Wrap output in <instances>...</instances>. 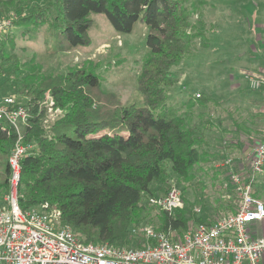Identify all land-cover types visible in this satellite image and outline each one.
I'll list each match as a JSON object with an SVG mask.
<instances>
[{
	"label": "trees",
	"instance_id": "1",
	"mask_svg": "<svg viewBox=\"0 0 264 264\" xmlns=\"http://www.w3.org/2000/svg\"><path fill=\"white\" fill-rule=\"evenodd\" d=\"M52 4L54 14L51 3L36 14L38 21L49 26L46 51L52 54L89 44L91 12L104 13L119 34L131 32L137 20L145 22L149 53L143 59L138 84L147 105L123 104L114 94L104 92L92 69L51 76L29 66L25 75L15 77L18 68L8 64L5 48L12 32L2 33L0 78L9 85L0 81V94L13 92L16 104L30 113L29 123L22 127L24 143L30 147L20 160V206L58 208L62 222L80 241L119 248L135 241L134 247H142L146 240L134 237L129 228L137 225L149 203L143 197L153 196L151 182L168 184L173 174L184 181L191 179L208 144L200 130L214 121L203 122L202 117L198 130L182 115L166 111L175 79L171 67L188 50L191 35L185 30L194 14L186 8L178 11L177 0H54ZM17 12L20 17L22 12ZM46 92L61 113L48 130L42 126L40 106ZM201 100L197 99L199 106L208 105L207 98ZM250 115L233 122L236 139L254 138L257 120L262 121L264 115L257 109ZM15 138L14 128L0 119V202L8 190V157ZM190 214L198 224L204 222L193 209ZM159 222L157 229L166 232L188 228L182 212L173 215L160 210Z\"/></svg>",
	"mask_w": 264,
	"mask_h": 264
},
{
	"label": "rangeland",
	"instance_id": "2",
	"mask_svg": "<svg viewBox=\"0 0 264 264\" xmlns=\"http://www.w3.org/2000/svg\"><path fill=\"white\" fill-rule=\"evenodd\" d=\"M53 1L0 0V17H12L13 23L19 21L15 24L16 27H13L14 25L10 27L13 28L14 32L7 39L5 47L8 54V64L11 67L17 66L18 68L15 77L20 78L25 75L26 72L30 71L28 70L29 66L35 67L37 73L51 76L67 74L69 71L72 72L76 69H92L99 79L101 90L114 94L123 104L146 106V98L140 92L138 84L143 59L149 53L146 44L148 28L145 22L137 20L131 32L119 34L104 13L91 12L89 17L92 22L88 29L89 44L52 54L46 51L50 33L49 26L41 22L42 20L38 21L36 14L39 13V9H46L50 3V11L54 14V10H52L55 8L52 4ZM177 1L178 11L181 8H186L188 11H192L194 15L188 20L190 28L185 30L191 35L188 50L179 62L171 67L175 79L173 85L169 88L166 111L167 114L182 115L189 121L190 125H194L198 130L202 117L203 122H205V119H213L214 121L209 128L206 127L200 130L205 134L208 144L203 147V150H205L203 160L194 165L192 169L193 177L191 179L184 181L183 178L173 174L168 184L157 180L151 182L150 190L153 196L149 195L151 198L143 197V201H149V203L141 211L142 215L139 217L141 219L137 225L129 228V231L136 235L134 237L139 239L143 236L146 243L149 240L147 241L145 229L166 232L160 228L157 229L160 227V209L153 199L165 196L173 187L180 191L183 203L178 211L176 209L167 212L173 215L182 212L184 217L188 218V228L185 231L195 229L199 225L190 218L192 209L197 216L203 218V224L212 223L217 217L234 211L238 197L231 184L225 187L228 179L227 174L247 167V165L243 166L257 142L264 136V119L262 121L261 119L257 120L259 129L254 131L253 139H236L237 133L233 123L236 120L240 123L245 118H251L250 113L257 109L258 103L256 98L252 96H248L250 99L246 100L248 98L246 97L247 91L251 92L252 90L257 95L261 91L264 94L263 83L261 84L262 87L256 90L250 87L247 91L244 89L245 87L239 89L237 91L240 92L238 99L229 98L224 100L222 98V100L220 99L221 95L215 93L214 85L217 83V78L223 79L225 74L217 66L216 60L219 52H213L212 50V53H209L207 47L210 36L214 33L213 30L216 29L213 21L217 18V15H220L218 13L219 9L223 8L220 1ZM232 1L234 0L228 1L227 5L234 10L235 6L231 3ZM249 1L250 4L246 5V8L252 9L257 2V6H260L259 8L264 12V0ZM225 7L227 6L225 5ZM17 11L22 12L20 16L22 18L19 17ZM239 77L242 79V75ZM244 77L253 78L252 74L249 73H244ZM13 79L14 76H11V80ZM0 81L4 85L6 83V85H9L7 79L5 80L3 77L0 78ZM244 81L249 86V80L245 79ZM4 90L10 93L7 89ZM12 93L8 95L13 96ZM198 95L200 97H197ZM203 98L209 100V107L212 112L208 110V105L199 106L197 99L201 100ZM192 102H195V104L190 106L189 103ZM259 107L262 109L261 105ZM55 111L51 116L43 113L42 126L47 130L55 118L61 114L60 111ZM260 112L264 115L261 110ZM229 157L232 158V163L229 166H222L221 164H225V160ZM255 179L254 194L264 201V171L255 176ZM195 208H198V210ZM185 231L174 230L171 233L173 236L178 237ZM135 245L136 242L131 241L127 246L134 247Z\"/></svg>",
	"mask_w": 264,
	"mask_h": 264
},
{
	"label": "built area",
	"instance_id": "3",
	"mask_svg": "<svg viewBox=\"0 0 264 264\" xmlns=\"http://www.w3.org/2000/svg\"><path fill=\"white\" fill-rule=\"evenodd\" d=\"M12 20L0 17V36L12 26ZM245 79L254 90L263 83L255 77ZM40 106L47 116L60 111L48 92ZM261 111L264 113V105ZM29 118L27 107L17 105L11 95L0 94V119L16 132L8 157V190L0 202V264H264V231L257 234L251 229L254 224L264 225V201L254 194L253 188L255 176L264 171V137L250 153L247 167L227 174L225 187L231 184L238 197L233 212L212 223L199 224L178 237L172 231L145 229L148 243L139 248H119L80 241L71 227L62 222L56 207L20 206V160L30 147L24 143L22 127ZM231 163L229 157L221 165ZM153 201L166 212L183 203L180 191L174 187Z\"/></svg>",
	"mask_w": 264,
	"mask_h": 264
},
{
	"label": "crops",
	"instance_id": "4",
	"mask_svg": "<svg viewBox=\"0 0 264 264\" xmlns=\"http://www.w3.org/2000/svg\"><path fill=\"white\" fill-rule=\"evenodd\" d=\"M219 1L223 8L219 9L218 13L220 15H217V13V18L213 21L216 29L213 30L214 33L210 36L207 48L209 53H212V50L213 52H219L216 60L217 66L228 77L223 74V79L217 78V83L214 85L215 93L221 95L220 99H238L240 92L237 91L239 89L244 87L246 91L249 89V86L245 84V77L243 78L244 73L252 74L253 77L264 84V12L259 8L260 6H257V2L252 9L246 8V5L250 4L249 0L232 1L231 3L235 6L234 10L227 5V2L231 0ZM13 27L16 26L14 25ZM9 31L14 32L13 28H10ZM240 75H242V79L239 77ZM227 92L229 93L226 94ZM251 92L247 91L246 97L252 96L256 98L258 103L257 110L260 111L261 107L259 106L264 105V94L261 91H259L260 95L254 94L256 92ZM249 99L248 97L246 100ZM260 99H263V101L259 102ZM208 110L212 112L210 107ZM244 138L250 139L248 136H243L242 139ZM247 162L243 167L247 165ZM251 229L255 233L261 234L264 231V225L261 223L254 224Z\"/></svg>",
	"mask_w": 264,
	"mask_h": 264
},
{
	"label": "bare ground",
	"instance_id": "5",
	"mask_svg": "<svg viewBox=\"0 0 264 264\" xmlns=\"http://www.w3.org/2000/svg\"><path fill=\"white\" fill-rule=\"evenodd\" d=\"M148 241V240H147Z\"/></svg>",
	"mask_w": 264,
	"mask_h": 264
}]
</instances>
